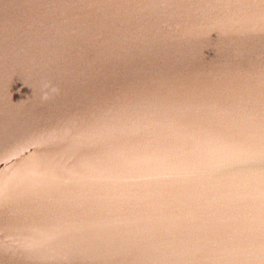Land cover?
Segmentation results:
<instances>
[{
    "label": "water",
    "instance_id": "1",
    "mask_svg": "<svg viewBox=\"0 0 264 264\" xmlns=\"http://www.w3.org/2000/svg\"><path fill=\"white\" fill-rule=\"evenodd\" d=\"M261 0H0V264H262Z\"/></svg>",
    "mask_w": 264,
    "mask_h": 264
},
{
    "label": "snow or ice",
    "instance_id": "2",
    "mask_svg": "<svg viewBox=\"0 0 264 264\" xmlns=\"http://www.w3.org/2000/svg\"><path fill=\"white\" fill-rule=\"evenodd\" d=\"M261 3L264 4V0H261ZM260 142L262 145V150L258 156H254L243 161L244 167L252 170H259L261 174H264V118L261 120V127H260ZM259 198V207L261 212V220L264 222V182L261 183L258 192ZM264 264V262H262Z\"/></svg>",
    "mask_w": 264,
    "mask_h": 264
}]
</instances>
